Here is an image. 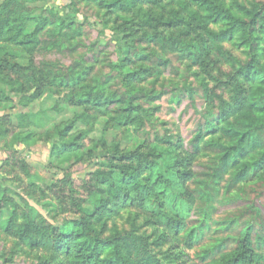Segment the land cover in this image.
<instances>
[{
	"label": "rangeland",
	"instance_id": "374dc122",
	"mask_svg": "<svg viewBox=\"0 0 264 264\" xmlns=\"http://www.w3.org/2000/svg\"><path fill=\"white\" fill-rule=\"evenodd\" d=\"M209 1L237 14L264 8ZM4 8L29 38L0 41V264H76L51 232L81 219L92 242L108 245L99 260L129 264H225L233 253L215 256L225 239L231 247L243 226L264 235V167L230 188L234 169L217 174L221 155L204 148L230 143L198 139L205 121L251 91L236 73L259 53L252 44L236 33L197 54L223 28L189 0H0ZM163 153L180 171L167 194L117 195L123 175L146 180L145 154L161 164ZM175 221L199 228L193 242Z\"/></svg>",
	"mask_w": 264,
	"mask_h": 264
},
{
	"label": "trees",
	"instance_id": "16d2710c",
	"mask_svg": "<svg viewBox=\"0 0 264 264\" xmlns=\"http://www.w3.org/2000/svg\"><path fill=\"white\" fill-rule=\"evenodd\" d=\"M189 1L198 9L207 13L210 24H221L220 26L223 28L218 33H210L209 42L203 39L200 46H195L197 54H200L202 46L207 49L211 42L229 39L236 33L240 35L243 45L252 44L254 46L253 51L259 52L258 54L255 53L250 62L246 66L240 67L236 73V78L239 77L238 81L245 83L248 90L251 91H245L244 97L240 100L232 101V103L225 105V108L222 107L217 117L213 121H205L204 127L202 129L200 127L198 131V139H203L209 134L215 133L230 143L228 145L214 143L212 146H210V143H206L204 148L216 150L220 153V169L216 171L217 174L223 175L228 168L234 169L230 188L236 187L252 179L264 167V60L261 62L262 58L259 57L264 56V47H261L264 44V8L259 13L244 11L237 14L230 9H225L224 5L220 6L209 0ZM5 14V8L0 10V41L5 40L16 45H27L29 37L21 36L24 27L21 26L18 30L13 29L9 25V18H3ZM243 18H246V20ZM3 25L7 26L5 32L3 31ZM20 38L24 39L19 41ZM159 41L163 48L172 49L177 44L173 39L159 38ZM180 45L181 50L186 51L188 48L182 45V42ZM60 83L64 85L71 84L72 78L69 83L65 84L63 81H60ZM257 154L259 156L256 160L248 161L249 157L251 158ZM148 156L150 155H144L145 170L147 172L146 180L141 178L143 172H132L123 175L120 179L121 185L117 187L118 196L126 188L128 192L137 193L141 202H145L156 195L167 194L169 191L167 189L168 185L176 183L180 171L176 169L170 153L156 155L161 160V164L159 160L147 159ZM87 224L86 219L75 220L65 230L52 231L51 238L54 240V248L72 259L76 264H129L122 257L99 260L100 252L108 248V245L104 244L103 247H99L97 243L92 242L93 239L89 238L86 228ZM172 226L176 233L182 232L183 235H187V241L189 242L194 241L195 232L199 229L189 230L185 223L179 221H175ZM205 227L207 226H203V228ZM208 252L201 255L202 262L212 259L213 256ZM226 253H233V257L225 264H264V235L262 229L243 226L237 232L235 243L230 247L227 239H225L217 248L215 256H223ZM141 264L148 263L144 261Z\"/></svg>",
	"mask_w": 264,
	"mask_h": 264
}]
</instances>
